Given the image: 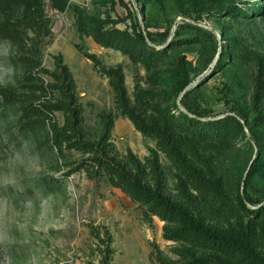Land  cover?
<instances>
[{
    "label": "rangeland",
    "instance_id": "374dc122",
    "mask_svg": "<svg viewBox=\"0 0 264 264\" xmlns=\"http://www.w3.org/2000/svg\"><path fill=\"white\" fill-rule=\"evenodd\" d=\"M44 2L51 34L43 40V66L53 70L55 56L63 55L76 80L90 136L100 132L102 112L115 113L112 141L121 156L132 149L145 160L156 142L120 114L109 78L77 45L96 54L107 66L121 64L131 97L137 81L144 87L156 86L141 63L81 34L76 7L126 18L119 23L121 28L137 27L146 36L150 32L160 48L178 40L171 59L184 56L192 78L188 96L179 102L182 110L199 108L208 119L236 115L234 101L239 96L241 100L251 96L256 71L253 62L237 59L232 66L238 67L241 81L234 80L232 68L216 69L215 65L225 42L223 31L236 36L243 48L264 53V10L249 18L228 13L231 4L254 8L264 5V0H201L199 11L183 0L189 15L174 0H156L150 5L140 0H72L64 11L54 8L51 0ZM16 55L13 43L0 37V86L22 77ZM44 80L47 82L48 77ZM41 96V101L46 96L51 99L49 92ZM20 114L18 103H6L0 97V264H101L106 228L113 250L110 264H153L151 254L157 248L170 259L178 258L174 251L177 242L163 236V220L156 215L147 219L139 204L106 176L91 177L83 168L74 169L84 157L80 151L52 146L49 122L64 124L61 111H55L51 119L33 130L21 128ZM244 129L246 137L237 136L231 149L211 156L218 172L237 168L246 174L257 145L246 126ZM250 139L252 151L247 143ZM160 157L168 191L176 195L175 169L164 152Z\"/></svg>",
    "mask_w": 264,
    "mask_h": 264
},
{
    "label": "trees",
    "instance_id": "16d2710c",
    "mask_svg": "<svg viewBox=\"0 0 264 264\" xmlns=\"http://www.w3.org/2000/svg\"><path fill=\"white\" fill-rule=\"evenodd\" d=\"M71 1L51 3L64 11ZM140 1L150 5L156 0ZM174 1L189 15L183 0ZM187 2L199 11L201 0ZM263 10V4L243 8L234 3L228 13L249 18ZM76 14L81 34L120 50L147 70L156 87H144L137 81L131 97L121 64L107 66L96 54L77 45L109 78L120 114L143 135L152 137L156 145L145 160L132 149L121 156L112 141L116 118L113 111L100 114L98 135L88 134L76 80L63 55L55 56L53 70L43 66V40L51 34L44 0H0V37L13 43L15 59L23 68L22 77L15 83L0 86V97L6 103L20 105L21 128L35 129L48 117L51 119L55 111L64 114V124L49 122L52 146L61 151H80L84 157L74 169L83 168L91 177L106 176L139 204L147 219L156 215L163 220L164 238L177 242V259L166 257L157 248L151 254L153 264H264V53L247 50L230 31L222 32L225 42L215 68H232L235 81H241L238 67H232L237 59L253 62L256 71L250 98L241 100L239 96L234 101L236 115L208 119L199 108L188 106L184 111L180 107L179 102L189 94L187 87L192 78L184 56L171 59L178 40L160 48L150 32L146 36L137 27L121 28L119 23L126 18L90 13L79 7ZM47 92L51 99L46 96L41 101V93ZM245 126L257 145L246 174L237 168L218 172L211 156L231 149L237 136L246 137ZM247 143L252 151V140ZM161 152L175 169L176 195L168 191ZM106 235L101 264H110L113 253L107 228Z\"/></svg>",
    "mask_w": 264,
    "mask_h": 264
}]
</instances>
